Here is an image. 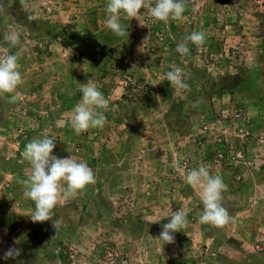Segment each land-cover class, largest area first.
Returning <instances> with one entry per match:
<instances>
[{
    "label": "crops",
    "instance_id": "crops-1",
    "mask_svg": "<svg viewBox=\"0 0 264 264\" xmlns=\"http://www.w3.org/2000/svg\"><path fill=\"white\" fill-rule=\"evenodd\" d=\"M45 2L48 5L47 11H44V19L48 26L58 29L44 37L47 43L46 52L38 48L34 50L24 48L18 59L23 83L18 85L13 94L23 98L18 102L21 107L13 112V116L21 119L23 125L16 126V134L12 140L7 141L6 135L0 136V144L6 143L14 149L9 150V155L13 156L16 162L13 168L8 167L5 171L6 178L0 185L3 189V192L0 189V199L4 194L9 197L0 208L2 237L0 257L4 256L6 250L14 247V238L21 230L11 228L8 226L9 222L17 220V217L31 218L35 211L34 201L23 195L25 189L19 183L20 180L27 179L31 173V165L21 156L27 143L47 135L55 139L56 146L52 155L57 158L72 156L78 162L83 160L85 163H93L94 167L91 169L94 176L105 170L107 177L104 179L95 177L96 182L90 184L92 186H111L115 176L127 174H134L129 179L128 186L134 188L146 186L148 184L146 176L153 170L152 157L160 155L165 149H170L162 147L166 133L172 135L166 129L168 125L164 119L169 103L160 102L161 92L173 90L166 79V74L174 67H179L185 82L186 76L191 77L196 73L192 69L194 66H187L182 61L184 59L192 61L194 58L189 57L191 53L184 55V59L180 58V53L175 51L176 45L182 43L185 36L199 31L206 33L204 45L217 43L212 33L214 25L212 23L215 21L209 10H214L218 4H212L211 9L209 0H199L192 8L187 4V0H183L185 5L183 17L191 9V15L197 20L194 26L189 27L184 25L185 21L187 22L184 18L170 19L169 23H166L170 38L164 42L155 41L149 30L144 29L142 9L139 12V20L129 19L123 12L121 13L120 22L126 28L128 36L118 37L105 25L108 15L107 0H45ZM41 5V0H29L26 8L28 11L33 10L36 17ZM218 9L219 7L216 8ZM229 17L227 23L230 24ZM215 25L217 29L219 25L216 23ZM60 31L63 34H59ZM247 39L254 41L256 38L237 35L233 44L238 46L241 44L243 47ZM227 41L230 43L231 40ZM222 43L220 40L221 46ZM21 44L25 45L23 41ZM189 46L194 48L196 45L189 42ZM20 50L21 47H18L15 53ZM241 52L246 54L244 49H241ZM251 54L253 51L248 54V60H252ZM124 72L132 74L136 88L147 87L155 91L156 98L160 97L159 100L151 104L146 102L144 110H138V114L134 113L135 110L131 108L134 103L129 104L126 101L125 90L118 83ZM88 80L97 85L109 104L108 110L104 113L107 118L105 125L102 128H90L86 131L88 134L84 132L87 135L82 136L74 132L71 116L82 98L79 89ZM173 97L176 96L173 94ZM219 103L230 102L216 104ZM10 110L12 112V109ZM258 120L259 118L254 116V124ZM0 131L5 132L7 129L0 127ZM92 132L93 143L89 141L92 139L90 137ZM139 132L142 133L139 138L142 144L141 146L139 144L136 153V150L130 147V141L134 137L133 134L138 135ZM175 135V139L181 140L178 133ZM174 152L176 157L178 152ZM116 156L119 161L110 163L111 157ZM105 157L109 159L110 164L102 166ZM138 158L141 162L137 161ZM134 164L137 165L135 168ZM199 167L200 165H195V168ZM158 169L162 170L163 167L159 166ZM223 171L220 173L219 170H209L213 176L219 174L221 178H228L226 180L222 178L226 187L235 184ZM237 173H241V187L222 193V206L231 216V221L223 228L199 222L203 214L201 187L186 184L185 187H189L186 189L173 184L175 186L172 187L177 186L178 190L172 195V201L174 204L180 203L185 206L183 212L187 213L189 218L188 225L181 231L172 233L173 242L164 243L161 240L158 258H142L135 264H264V167L255 166L251 170L240 168ZM61 185L66 187L63 181ZM85 188H88V185ZM70 197L65 199L61 194L57 204ZM197 203L202 209L196 206ZM175 212L177 211H171V214L157 212L156 216L157 219H166ZM143 213L149 214L146 210Z\"/></svg>",
    "mask_w": 264,
    "mask_h": 264
},
{
    "label": "rangeland",
    "instance_id": "rangeland-1",
    "mask_svg": "<svg viewBox=\"0 0 264 264\" xmlns=\"http://www.w3.org/2000/svg\"><path fill=\"white\" fill-rule=\"evenodd\" d=\"M198 1L187 0V4L192 8ZM209 1L211 9L212 4H218L214 10H209L215 23L219 25L216 29L215 23H212V33L217 43L199 48L189 46V57L194 58L192 61H187L184 55L178 54L184 59L182 61L185 65L194 66L192 69L196 75L186 76L188 90L172 86V91L164 90L160 94V102L169 103L164 119L168 125L166 129L172 135L166 133L162 141V147L170 149L152 157L154 165L146 176L148 184L144 187H130L127 184L134 174H127L115 176L111 186L89 184L88 188L78 190L75 195H70V198L55 206L53 220H60L61 226L53 240L52 237L56 234L53 220L33 222L29 217L11 220L7 223L8 226L21 229L14 238L13 247L20 250V255L8 259L0 257V264H135L142 258H158L161 252V240L158 237L163 224L171 217L157 219L156 215L157 212L171 214V211L184 210L183 204H174L172 195L178 190V185L189 188L185 187L188 184L187 171L195 168L196 164L205 166L208 170H219L220 173L224 170L235 183L226 187L228 192L241 187V173H237L240 168L251 170L255 166L264 167V0ZM41 2L35 17L33 10L28 11L18 0H0L3 5L0 9V56L15 54L18 47L32 50L38 48L46 52L44 37L58 28L47 25L44 11H47L48 3L45 0ZM189 11L183 18L187 20L184 25L191 27L197 18H193L191 9ZM143 12L144 29L149 30L155 41L168 40L169 21L167 24L156 20L148 23L147 14L144 10ZM228 16L230 24L227 23ZM10 32H16L20 36V44L14 48H10L4 39ZM59 34L63 32L60 31ZM237 35L256 39H247L242 47L241 44H233ZM228 39L231 40L230 43ZM220 40L223 42L222 46ZM22 41L25 45L21 44ZM156 43L154 47L157 46ZM251 51L252 60H248L247 56ZM125 75L132 79V84L125 89V99L129 104L134 103L131 107L135 110L134 113L144 110L146 102H157L155 91L147 87L136 88L131 73L124 72L118 80ZM13 93L0 94V127L7 129L5 132L0 131V136H8L7 141L12 140L16 134V126L23 125L21 119L13 116V112L21 107L18 102L23 96ZM217 102L230 103L217 105ZM254 116L259 118L255 124ZM140 133L133 134L130 141V147L136 153L139 144H142ZM175 133L179 134L181 140L175 139ZM87 134L81 133L82 136ZM90 135L92 139L89 141L93 143V132ZM0 145L1 185L6 178L5 171L8 167L13 168L16 162L9 155V150H14L12 146L6 143ZM174 151L178 152L176 157ZM238 154L242 157H238ZM77 155L76 153L78 158ZM118 161L117 156L111 157L110 163ZM137 161L141 162V159L138 158ZM110 163L105 157L101 165ZM86 164L91 165L90 168L94 167L93 163ZM133 166L135 168L137 165ZM159 166L163 169L159 170ZM95 177L106 178V171L98 172ZM173 184L177 186L172 187L175 186ZM7 198V195H2L0 208ZM33 206L35 210V204ZM196 206L202 209L199 203ZM145 210L149 214L143 213ZM146 216L149 218L146 219ZM187 220L189 222L188 217ZM5 237L9 239L8 236ZM1 239L0 236V241Z\"/></svg>",
    "mask_w": 264,
    "mask_h": 264
},
{
    "label": "clouds",
    "instance_id": "clouds-1",
    "mask_svg": "<svg viewBox=\"0 0 264 264\" xmlns=\"http://www.w3.org/2000/svg\"><path fill=\"white\" fill-rule=\"evenodd\" d=\"M19 2L22 7H27V0H19ZM2 8L3 5L0 4V9ZM142 8L147 9L150 16L156 21L165 23L170 19H183L185 12L183 0H107L106 13L108 15L105 25L118 37L128 36L126 28L120 22V15L123 12L129 19H138ZM28 18L31 19V17ZM4 39L9 43L10 48L20 44V36L16 32H10ZM205 40L206 33L192 32L184 37L182 43L176 45L175 51L181 55H187L189 42L199 48L204 45ZM24 50L21 47V50L15 54L0 56V94L13 93L18 85L23 83L18 59ZM166 79L171 86L177 89H189L179 67H174L172 71L167 72ZM79 91L82 93V98L76 104L71 116V126L77 135L90 128H102L107 120L104 113L108 110L109 104L102 91L92 80L82 84ZM159 98L157 96V100ZM54 140L47 135L42 139H33L26 144L21 153L22 158L31 165V173L27 179L20 180L19 183L25 189L23 195L35 203V211L31 216L33 222L53 220V210L61 194L66 199L70 195H75L78 190L84 189L86 185L96 182L93 170L86 163L78 162L72 156L57 158L52 155L56 146ZM62 181L66 183V187H62ZM186 182L193 187L202 188L200 199L203 205V214L199 220L201 224H211L214 227L223 228L231 221L228 210L221 203L226 185L220 176H213L205 166H200L198 169L193 168L187 171ZM187 225V213L177 211L171 216L169 222L163 225V230L158 238L164 243H171L174 240L172 233L181 231ZM60 226V220H53L56 234L52 240L56 237ZM19 255L18 248H9L4 252L3 258H15Z\"/></svg>",
    "mask_w": 264,
    "mask_h": 264
},
{
    "label": "built area",
    "instance_id": "built-area-1",
    "mask_svg": "<svg viewBox=\"0 0 264 264\" xmlns=\"http://www.w3.org/2000/svg\"><path fill=\"white\" fill-rule=\"evenodd\" d=\"M143 9V8H142ZM145 12H146V14H147V16H146V21L148 22V23H151V22H153L155 19L154 18H152L151 16H150V13H149V11L147 10V9H143ZM118 83H119V85H120V87L122 88V89H126V88H128L131 84H132V79H131V77H129L128 75H125L121 80H119L118 81ZM238 157H242V155L241 154H238ZM184 169H186V167L184 166Z\"/></svg>",
    "mask_w": 264,
    "mask_h": 264
}]
</instances>
